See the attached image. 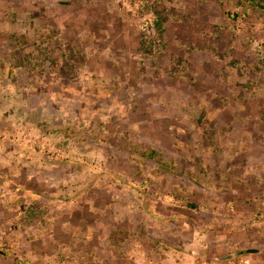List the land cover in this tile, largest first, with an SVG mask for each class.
<instances>
[{"label":"rangeland","instance_id":"1","mask_svg":"<svg viewBox=\"0 0 264 264\" xmlns=\"http://www.w3.org/2000/svg\"><path fill=\"white\" fill-rule=\"evenodd\" d=\"M0 264H264V0H0Z\"/></svg>","mask_w":264,"mask_h":264},{"label":"trees","instance_id":"2","mask_svg":"<svg viewBox=\"0 0 264 264\" xmlns=\"http://www.w3.org/2000/svg\"><path fill=\"white\" fill-rule=\"evenodd\" d=\"M250 2L251 4L255 3V0H246ZM262 7V6H260ZM166 22V18L158 12H154V19L152 21V24L154 25L153 28L155 30L156 38L154 39H147L146 37L141 39V48L143 49V56L144 57H151L153 49V46H156L157 44H162L163 39V33H164V24Z\"/></svg>","mask_w":264,"mask_h":264}]
</instances>
